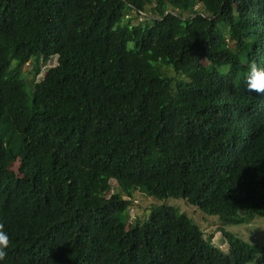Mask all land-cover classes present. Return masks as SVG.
<instances>
[{
	"label": "trees",
	"instance_id": "obj_1",
	"mask_svg": "<svg viewBox=\"0 0 264 264\" xmlns=\"http://www.w3.org/2000/svg\"><path fill=\"white\" fill-rule=\"evenodd\" d=\"M132 8L143 21L125 20ZM53 56L29 105L23 67ZM249 62L264 68V0H0V264L264 257L225 229L222 249L170 206L127 225L130 200L109 193L115 180L181 197L225 224L264 215Z\"/></svg>",
	"mask_w": 264,
	"mask_h": 264
},
{
	"label": "rangeland",
	"instance_id": "obj_2",
	"mask_svg": "<svg viewBox=\"0 0 264 264\" xmlns=\"http://www.w3.org/2000/svg\"><path fill=\"white\" fill-rule=\"evenodd\" d=\"M198 7H201V3L196 4V8ZM147 9L150 13L152 12L149 7ZM144 14L145 13L138 14V11L132 8L127 10L125 20L129 19L130 23L136 24L139 21H143V19L141 18H143ZM55 64L56 56H53L45 63L41 61L40 71L38 74H35L31 64L28 65L26 63L23 67V74L28 77V79H25V89L28 95L29 105L31 103L33 92V85L31 83V80L33 79L34 81H36L41 79L46 69ZM20 76L23 77L21 73ZM181 76H184L183 72H181ZM11 167L15 169L16 164H13ZM110 183V194L112 192H117L121 194L125 199H129L131 202L129 210L127 211L126 215L124 214V219L126 220L127 225H132L133 223L143 221L147 216H149L154 207L165 205L175 208L180 214L188 217L192 223L197 224L205 232L207 238H211V242L218 245L222 249L227 248V242L219 229H225L242 238L248 243L258 246H264V215H254L248 221L225 224L223 223V220L219 218V216L206 214L198 207L189 203L187 200L181 197H158L147 192L145 188L124 191L120 190L117 187V183L115 180H111ZM239 214H241L240 209L235 213V218L238 217ZM246 264H264V257L258 256L254 260Z\"/></svg>",
	"mask_w": 264,
	"mask_h": 264
},
{
	"label": "clouds",
	"instance_id": "obj_3",
	"mask_svg": "<svg viewBox=\"0 0 264 264\" xmlns=\"http://www.w3.org/2000/svg\"><path fill=\"white\" fill-rule=\"evenodd\" d=\"M243 75L246 90L248 92H264V68L258 67L255 62H249L246 72H244ZM8 245L9 235L0 227V259L4 257Z\"/></svg>",
	"mask_w": 264,
	"mask_h": 264
}]
</instances>
